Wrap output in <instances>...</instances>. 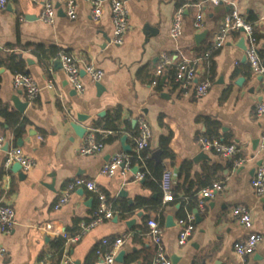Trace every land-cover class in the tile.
Segmentation results:
<instances>
[{
    "label": "crops",
    "instance_id": "crops-1",
    "mask_svg": "<svg viewBox=\"0 0 264 264\" xmlns=\"http://www.w3.org/2000/svg\"><path fill=\"white\" fill-rule=\"evenodd\" d=\"M6 1V8L0 11V60L5 54L23 60L25 74L36 82L39 93L28 103L24 92L12 85L14 74L0 66V101L19 115L16 124L0 118V137L4 139L0 152V192L3 201L13 208L16 219L10 234L0 231V264H36L51 251L52 243L61 238L62 232L75 235L81 223L92 219L98 202L94 194L84 189L75 190L65 205L53 209L67 184L75 178L94 181L113 215L76 243L66 244L58 264L65 256L70 264H94L101 260L96 254V249L104 250L101 241L117 238L123 239L118 253L122 251L124 255L121 262L114 264H151L153 246L146 234L149 219L161 225L164 248L173 264H264V195L259 196L250 184L256 168L264 163V150L260 149L264 118L255 115L256 105L264 99V80L253 75L246 59L243 60L245 49L238 44L241 33H230L220 49L212 48L228 7L200 5L202 0H189L183 9L182 34L173 39L170 36L173 17L183 0H123L130 27L122 43L115 45L111 43L113 27L105 0L97 20L92 17L87 0H76L75 19L65 16L63 0H52L56 7L52 24L40 20V5L32 0ZM233 1L247 20L252 18L248 21L254 25L258 53L264 64V0ZM199 11L203 27L196 31L193 21ZM105 37L110 40L106 44ZM38 47L46 54L63 50L94 64L103 71L99 81L103 90L97 92L96 82L82 73L83 91L77 92L68 83L62 66L54 65L57 58L44 62L36 54ZM183 58L200 59L196 64L197 80L209 82L206 96L196 99L174 82V67ZM163 61L166 62L163 72L156 77L155 70ZM153 80L156 85L151 84ZM14 97L28 103L22 114L13 107ZM117 107L122 110L121 135L112 142H103L99 153L80 155L79 148L89 134L96 139L111 134L95 127ZM78 114L85 116L80 123L87 129L83 137L69 126ZM140 116L151 131L146 154L154 165L163 166L162 175L168 172L173 177L171 197L175 190L176 201L171 204V200L163 204L161 178L155 180L150 175L134 181L131 173L125 177L98 174L114 154L124 152L122 136H126L125 145L132 151ZM201 136H216L225 143H233L239 153L224 159L202 150L198 144ZM162 138H169L168 149L173 158L165 156L160 148ZM15 147L33 161L29 171L21 170L25 175L22 179L12 167L9 170L3 167L5 152ZM237 158L243 159L238 166ZM212 183L222 184L224 190L207 198L200 210L199 191ZM122 191L125 194L120 196ZM191 194L196 207L188 212ZM238 205L247 207L251 213L250 231L230 219L232 208ZM183 214L185 217L181 218ZM167 216L173 219L168 226ZM188 216L193 217L194 231L179 245L177 221ZM48 224L51 229L45 230ZM250 232L260 234L262 240L252 255L240 258L233 251V244Z\"/></svg>",
    "mask_w": 264,
    "mask_h": 264
},
{
    "label": "built area",
    "instance_id": "built-area-1",
    "mask_svg": "<svg viewBox=\"0 0 264 264\" xmlns=\"http://www.w3.org/2000/svg\"><path fill=\"white\" fill-rule=\"evenodd\" d=\"M34 3L40 5L41 11L39 18L43 23L52 24L56 17V7L52 0H32ZM91 5V14L94 20H97L102 13V4L104 0H87ZM109 4L111 21H112V38L111 43L120 45L123 37L129 29V12L123 0H105ZM184 4L176 10L172 26L170 29V36L176 39L182 34V19L183 9L189 3V0H183ZM64 14L68 19H75L76 0H63ZM7 1L0 0V11L6 8ZM200 5H225L228 11L224 17L220 30L214 37L212 48L214 50L220 49L227 37L232 32H239L244 39L245 58L247 64L253 75L259 76L264 80V64L259 56L257 39L254 34V25L248 21L239 11L237 4L233 0H202ZM199 5V6H200ZM264 20V16L262 17ZM203 27V15L199 11L196 13L193 21V28L198 31ZM206 53L204 58H208ZM57 60L60 61L62 69L64 70L68 83L77 91H83L81 83V73H84L92 82H99L103 77V71L92 63H86L63 50L58 51L56 55ZM200 59H186L183 58L174 67V82L184 93H191L196 99L206 96L208 92L209 82L197 80L196 64ZM166 62L163 61L155 70V76L162 74ZM152 85H156L153 80ZM12 85L14 89H21L24 92L26 101L33 102L39 93V87L32 77L28 74H14ZM255 115L264 118V99L255 107ZM151 138L150 127L144 117L140 116L136 123V132L133 136V148L130 152H118L114 154L107 162H105L98 174L100 176L111 177L119 174L125 177L131 173L134 181H141L150 176L149 169L146 165L148 155L146 150L149 147ZM4 139L0 137V152L3 150ZM198 144L202 150L212 151L221 158L228 159L235 157L239 150L233 143H225L216 136H201L198 139ZM104 147L102 141H98L93 134H89L83 144L79 148V153L82 156H92L99 153ZM260 149L264 150V130L260 138ZM243 163V159L237 158L235 165ZM18 164L23 172H27L33 166V161L26 156L21 148L15 147L5 152V159L3 167L9 170L12 165ZM135 169V171H133ZM173 184V177L166 172L159 180V187L163 194V204L171 200V188ZM251 187L259 195H264V163H261L255 170L254 175L250 181ZM77 189H84L95 195L97 199V208L92 215V219L88 222L81 223L79 231L75 235H67L61 233V238L65 241L64 247L68 243H76L82 236L94 228L104 220L112 218V211L107 208L106 197L99 189L98 185L85 178H75L67 184L62 194L59 196L53 209H59L68 202L70 195ZM224 190V186L220 183H212L199 191L197 199V207L203 210L207 198L212 197L214 193ZM232 223L241 226L250 231L252 229V217L249 209L243 205H238L232 208L230 213ZM180 231L178 235V244L183 245L187 238L194 231L193 217L188 216L185 219H178ZM16 225V219L13 208L3 201L2 193L0 192V231L3 234H10ZM147 236L153 246V259L151 264H173L171 259L166 254L163 239L162 227L158 221L149 219L146 222ZM51 225L45 226V230H50ZM262 237L258 233L250 232L247 236L233 244V251L240 258H246L252 255L256 246ZM123 244V239L117 238L113 241L103 239L101 245L104 250L97 249L96 254L101 257V260L94 264H114L115 257ZM5 254V253H4ZM36 264H45L39 261ZM61 264H70L69 258L65 256Z\"/></svg>",
    "mask_w": 264,
    "mask_h": 264
},
{
    "label": "trees",
    "instance_id": "trees-1",
    "mask_svg": "<svg viewBox=\"0 0 264 264\" xmlns=\"http://www.w3.org/2000/svg\"><path fill=\"white\" fill-rule=\"evenodd\" d=\"M248 20H252V18H248ZM36 54L40 58H43L42 60L48 61L50 58H56V55L58 53V50L54 52H50V54H46L40 47L37 48ZM0 66H5L8 68L13 74H25V62L21 59H18L15 57V55L12 54H5L4 57L0 60ZM143 71V70H141ZM141 71L139 72V75L141 74ZM145 71V70H144ZM121 108L117 107L113 109L111 112H108V114L101 120L100 124L96 126L95 128H99L100 130L109 131L111 132L110 135H108L106 138L97 136V139H102V142L109 143L113 140L117 139L121 135ZM0 118L5 119L9 121L11 124H16L17 120L19 118L18 113L11 110L6 104L0 101ZM168 142L169 138H162L160 141V148L163 150L165 156L168 158H173V155L169 152L168 149ZM146 165L149 169L150 175L153 179L159 180L162 176V173L164 171L162 165H154L152 160L148 157L146 160ZM187 170V169H186ZM182 172L185 173L184 182L187 179V171L185 172V169L182 170ZM188 193V191L186 192ZM189 203L187 205V211L191 212L196 207V199L194 198V195L189 196ZM176 201V192L173 190V196L171 197L170 204L172 202ZM181 218L185 217V214L180 215ZM65 241L60 238L55 243H52L51 245V251L42 257V261H47L49 264H58L63 249H64ZM97 250V249H96ZM95 252V249L93 253ZM132 260V258H130ZM130 261V260H129Z\"/></svg>",
    "mask_w": 264,
    "mask_h": 264
},
{
    "label": "water",
    "instance_id": "water-1",
    "mask_svg": "<svg viewBox=\"0 0 264 264\" xmlns=\"http://www.w3.org/2000/svg\"><path fill=\"white\" fill-rule=\"evenodd\" d=\"M7 7L9 8V5H8ZM59 13H61V11H59ZM200 36H201V35H196V38H198V37H200ZM109 41H110V40L108 39V37H105V44L108 43ZM238 44H239V46H240L242 49H245L244 39H243V38L240 39V41H239ZM0 50H1V49H0ZM245 59H246V58L244 57L243 60H245ZM54 65H55L56 67L61 66L60 61H59V60H56V61L54 62ZM81 74H82V73H81ZM240 81H241V80H238L236 83L239 84ZM95 87H96V89H97V92H100L101 90H103V87H102V85H101L99 82L96 83ZM12 103H13V107H14V109H16V111H18L20 114H22V113L24 112V110H25V108L27 107V104H28L27 102L20 101L18 97H14V98L12 99ZM103 114H104V113L100 114V116H103ZM84 120H85V116H84V115H80V114H78V115L76 116V120H75V121H72L71 123H69L70 128H71V129L74 131V133H75L77 136H79V137H83V136L86 134V132H87V129H86L85 127H83V126L80 125V123L83 122ZM133 124H135V121H133ZM125 140H126V136H125V135L122 136V137L120 138V142H121L122 145H123V150H124V152H129V151H130V147L127 146V145H125ZM21 144H22V141L19 139V140L17 141V145L20 146ZM6 150H7V147H6ZM157 155H158V152L154 153L153 157H154V158H157ZM12 170H13L15 173L18 174V177H19V178H21V179L24 178L25 175L21 172V167H20L18 164H14V165H12ZM81 191H83V190H81ZM124 194H125V192H123V191L120 192V196H122V195H124ZM195 219H196V221L199 220V216H198V214L195 215ZM166 224H167V226H168L169 224H173V219H172L171 216H167V218H166ZM123 255H124V253H123L122 251L119 252V253L117 254V256L115 257V261H116V262H121V261H122V258H123Z\"/></svg>",
    "mask_w": 264,
    "mask_h": 264
}]
</instances>
